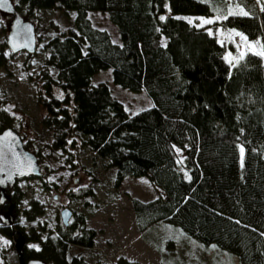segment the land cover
I'll return each mask as SVG.
<instances>
[{"label": "trees", "instance_id": "1", "mask_svg": "<svg viewBox=\"0 0 264 264\" xmlns=\"http://www.w3.org/2000/svg\"><path fill=\"white\" fill-rule=\"evenodd\" d=\"M213 6L209 0H15L22 16L35 17L40 9L75 12L72 27L42 46L48 53L43 124L54 131L53 147L65 149L76 134L114 171L116 186L128 176L147 177L160 193L146 202L132 198L141 231L165 221L235 256L238 264H264V61L249 53L230 65L225 45L206 26L187 22L185 16H214ZM242 6L249 16L212 26L264 43L261 4L243 0ZM90 11L108 13L119 43L92 24ZM108 68L115 84L144 89L154 105L130 113L107 82H92ZM53 85L63 98L53 94ZM6 127L0 120V130ZM84 193L92 190L79 197ZM43 212L36 200L24 211L30 220ZM72 216L44 238L18 229L39 244V250L25 247V257L90 264L72 250L93 249L96 231L82 211ZM115 264L139 262L121 256Z\"/></svg>", "mask_w": 264, "mask_h": 264}, {"label": "rangeland", "instance_id": "2", "mask_svg": "<svg viewBox=\"0 0 264 264\" xmlns=\"http://www.w3.org/2000/svg\"><path fill=\"white\" fill-rule=\"evenodd\" d=\"M12 2L15 4V0ZM74 13V10L40 9L35 17L23 14L25 19L34 23L36 29V50L28 54L25 51L13 53L9 48L7 38L13 16L0 10V120L8 122V126L19 133L24 145L28 144L27 148L37 155L43 172L41 177L20 179L10 188L9 193L18 201L12 209L11 226H4L0 218V264H19L14 241L20 235L16 234L12 238L10 231L16 228L25 236L39 234L41 238L48 233L55 234L57 227L64 225L60 215L64 207H69L73 212L77 210L85 213L86 226L96 231L93 249L75 247L72 250L73 253L81 254L90 264H115L121 256L136 260L139 264H238L235 256L214 245H204L165 221L141 231L132 198L146 202L157 198L160 193L147 177L128 176L120 186H116L114 171L107 166L106 161L94 157L76 134L68 137L65 149L53 147L54 131L43 124L47 111L41 101L48 94L43 72L48 53L42 46L53 36L72 27ZM88 15L95 27L106 29L113 41L120 42L119 31L107 12L90 11ZM209 17L185 16L187 20L192 19L196 26L200 22L199 18ZM206 27L212 30L220 43L223 41L226 47L224 56L228 53L238 56L236 45L226 39L228 32L237 30L212 25ZM234 39L239 40L238 37ZM56 72L52 68L53 77ZM100 81L109 84L112 93L130 113L154 105L144 89L134 91L115 84L111 68L94 74L92 82L96 84ZM52 91L59 98L65 95L56 85H53ZM177 153L182 161L184 152L179 150ZM89 189L92 190L91 194L84 193L83 198L79 197V194ZM33 200L42 205L44 212L30 220L24 211L30 208ZM7 210L0 204V215ZM25 243L27 249L39 247L34 240L25 239ZM71 255L69 253L68 257Z\"/></svg>", "mask_w": 264, "mask_h": 264}, {"label": "water", "instance_id": "3", "mask_svg": "<svg viewBox=\"0 0 264 264\" xmlns=\"http://www.w3.org/2000/svg\"><path fill=\"white\" fill-rule=\"evenodd\" d=\"M9 8L11 10H9ZM0 10L13 16L7 38V44L11 51L13 53L25 51L28 54H33L36 50L37 44L34 23L25 19L18 12L12 0H8V5L4 8H0ZM9 132H11L12 136L9 137L8 140H4L3 137H5ZM9 149L14 151L16 156L19 157L18 161H16V157L11 154ZM0 152L7 156L9 161V163L0 165V167L4 168V171L0 172V181H2V183H0V204H4L9 197L7 193L8 188L14 186L15 183L20 179L41 177L43 172L41 171V166L38 162L37 155L24 146L23 140L19 133L10 126L0 130ZM12 161H16L19 164V170L11 166L10 162ZM20 171H23L24 174L21 175ZM12 209L13 205H9L7 212L0 215L4 226H10L13 224ZM72 214L73 211L69 207H64L61 210L60 215L64 225L69 224ZM24 244L25 237L23 234H21L14 241V247L18 252L19 264H47L45 261L39 258L25 260L23 256Z\"/></svg>", "mask_w": 264, "mask_h": 264}, {"label": "snow or ice", "instance_id": "4", "mask_svg": "<svg viewBox=\"0 0 264 264\" xmlns=\"http://www.w3.org/2000/svg\"><path fill=\"white\" fill-rule=\"evenodd\" d=\"M210 4H213L212 11L214 13V16L209 18H199V24L198 27H204L206 25H213L218 24L222 20H227L231 16H242L247 17L249 16V12L245 10V8L242 6L243 0H238L235 4H233L232 0H209ZM257 3L261 4V11H264V2L262 0H257ZM8 5V0H0V8H4ZM9 10H11L9 8ZM165 19L164 17H161V20ZM189 24H194V21L192 19H188L187 21ZM30 30V29H29ZM208 34L211 36L213 35V32L211 29H207ZM217 32L219 33L220 30L217 29ZM234 37H238L239 40H235ZM226 39L230 42L234 43L238 50V56H232L231 53H228L227 56H225V60L230 64L234 66V61L238 62L239 60H243L247 54H252L255 56H259L261 58H264V43H262L260 40H257L255 42H250L248 40V37L244 35L241 32L238 31H230L226 35ZM223 43V41H222ZM11 132L7 133L5 137H3L4 140H8L9 137H11ZM11 154L16 157V161L19 160V157L16 156V153L9 149ZM179 151V149L177 150ZM240 156H241V166H243V158H244V148H240ZM16 161H12L11 166L13 168H17L19 170V164ZM182 163V161H180ZM5 163H9L8 157L5 156L2 152H0V165H3ZM30 167V165H29ZM4 168L0 167V172H3ZM20 174L23 175L24 172L20 171ZM10 178V177H9ZM190 180L191 177H188ZM2 183V181H0ZM7 243V241H5ZM37 250H39L37 248Z\"/></svg>", "mask_w": 264, "mask_h": 264}, {"label": "flooded vegetation", "instance_id": "5", "mask_svg": "<svg viewBox=\"0 0 264 264\" xmlns=\"http://www.w3.org/2000/svg\"><path fill=\"white\" fill-rule=\"evenodd\" d=\"M13 187V186H12ZM12 187H10V188H12ZM10 188H8L7 189V193H8V199H7V201L3 204V206L4 207H6V208H8L9 207V205H13V202L11 201V199H10V197H13L12 196V194H10L9 193V191H10ZM9 202V203H8ZM14 206V205H13ZM73 215V214H72ZM72 217V216H71ZM11 226V225H10ZM14 233H16V234H19V230L18 229H16V228H14ZM16 236H14V234H12V238H15ZM25 239H26V237H25ZM26 247V243L23 245V256H24V259L25 260H28V259H31V258H26L25 257V252H24V248ZM17 254H18V252H17ZM19 259V258H18Z\"/></svg>", "mask_w": 264, "mask_h": 264}]
</instances>
